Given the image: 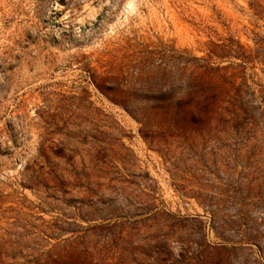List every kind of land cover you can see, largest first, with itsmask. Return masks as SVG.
<instances>
[{
	"label": "rangeland",
	"instance_id": "1",
	"mask_svg": "<svg viewBox=\"0 0 264 264\" xmlns=\"http://www.w3.org/2000/svg\"><path fill=\"white\" fill-rule=\"evenodd\" d=\"M0 264H264V0H0Z\"/></svg>",
	"mask_w": 264,
	"mask_h": 264
},
{
	"label": "trees",
	"instance_id": "2",
	"mask_svg": "<svg viewBox=\"0 0 264 264\" xmlns=\"http://www.w3.org/2000/svg\"><path fill=\"white\" fill-rule=\"evenodd\" d=\"M205 68L189 70V72L183 74L184 76L179 81V94L180 99L175 105V115L182 113H191L194 109L202 110L206 112L210 107L211 97L208 94V86L204 80ZM166 107L164 109L165 114H169ZM163 111V110H162ZM131 114V112H129Z\"/></svg>",
	"mask_w": 264,
	"mask_h": 264
}]
</instances>
